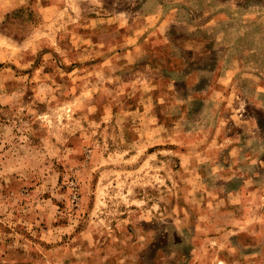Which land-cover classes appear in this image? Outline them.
I'll use <instances>...</instances> for the list:
<instances>
[{"label":"rangeland","instance_id":"obj_1","mask_svg":"<svg viewBox=\"0 0 264 264\" xmlns=\"http://www.w3.org/2000/svg\"><path fill=\"white\" fill-rule=\"evenodd\" d=\"M0 264H264V0H0Z\"/></svg>","mask_w":264,"mask_h":264}]
</instances>
